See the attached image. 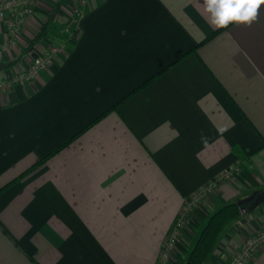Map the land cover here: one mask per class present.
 <instances>
[{
	"label": "crops",
	"instance_id": "obj_1",
	"mask_svg": "<svg viewBox=\"0 0 264 264\" xmlns=\"http://www.w3.org/2000/svg\"><path fill=\"white\" fill-rule=\"evenodd\" d=\"M80 1L34 0L16 37L0 16V77L63 27L76 35L0 91V187L47 155L0 192V264H156L178 213L216 181L166 262L182 264L213 210L264 190V6L250 27L215 29L203 0ZM263 225L264 202L226 223L203 264ZM244 264H264V242Z\"/></svg>",
	"mask_w": 264,
	"mask_h": 264
},
{
	"label": "built area",
	"instance_id": "obj_2",
	"mask_svg": "<svg viewBox=\"0 0 264 264\" xmlns=\"http://www.w3.org/2000/svg\"><path fill=\"white\" fill-rule=\"evenodd\" d=\"M81 0L80 3H84ZM34 0H4L0 1V16L4 14L5 10H9L8 32L12 37H16L21 33L23 24L26 18L33 12ZM82 13V7L78 6L73 15V22H75ZM63 37L58 41H54L45 53H38L31 56L28 67L18 69L15 73H10L6 76L0 77V91L10 88L16 83H24L31 81L35 75L43 68H45L51 61L54 55L59 54L69 43L76 39L75 29L72 27L62 28ZM31 55V54H30ZM33 55V54H32ZM232 169H227L221 178L228 177ZM220 178V179H221ZM212 184L204 186L199 190L183 207L177 219L173 222L166 236V241L160 252L156 264H166L170 251L174 246L179 233V227L182 217H186L193 210L194 206L200 199L212 188ZM180 218V219H179ZM264 242V228H261L251 235H249L240 246L231 254L224 264H244L251 258L259 244Z\"/></svg>",
	"mask_w": 264,
	"mask_h": 264
},
{
	"label": "trees",
	"instance_id": "obj_3",
	"mask_svg": "<svg viewBox=\"0 0 264 264\" xmlns=\"http://www.w3.org/2000/svg\"><path fill=\"white\" fill-rule=\"evenodd\" d=\"M45 34H46L45 27H42L36 33L32 43H30L29 46L27 47L29 49L32 48L34 41L39 39L41 36H44ZM17 59H14L12 62H15ZM46 159H47V155L38 159L34 164L26 168L19 175H17L13 179L9 180L4 185H2L0 187V192L5 188H7L9 185L19 181L22 177L27 175L29 172L34 170L39 165L43 164ZM262 202H264V190L261 191V196L256 206H258ZM239 214L240 211L236 201L226 202L221 206H219L218 208H216L215 210H213L205 220L201 229L199 230L198 235L194 243L192 244L191 248L188 250L182 264H203L204 261L209 256V254L211 253V251L213 250L215 244L217 243L218 238L221 235L226 223L232 218L237 217Z\"/></svg>",
	"mask_w": 264,
	"mask_h": 264
},
{
	"label": "clouds",
	"instance_id": "obj_4",
	"mask_svg": "<svg viewBox=\"0 0 264 264\" xmlns=\"http://www.w3.org/2000/svg\"><path fill=\"white\" fill-rule=\"evenodd\" d=\"M203 6L210 26L215 29L232 24L250 27L258 20L264 0H203Z\"/></svg>",
	"mask_w": 264,
	"mask_h": 264
},
{
	"label": "water",
	"instance_id": "obj_5",
	"mask_svg": "<svg viewBox=\"0 0 264 264\" xmlns=\"http://www.w3.org/2000/svg\"><path fill=\"white\" fill-rule=\"evenodd\" d=\"M260 196H261V191H254L251 194L238 199L236 203L240 213H244L247 210H250L253 207H255Z\"/></svg>",
	"mask_w": 264,
	"mask_h": 264
},
{
	"label": "rangeland",
	"instance_id": "obj_6",
	"mask_svg": "<svg viewBox=\"0 0 264 264\" xmlns=\"http://www.w3.org/2000/svg\"><path fill=\"white\" fill-rule=\"evenodd\" d=\"M191 212H192V211H191ZM178 215L180 216V213H178ZM189 215H190V213H189L186 217H182L181 219L179 218V219L181 220V222H180V227L182 226V224H184L185 219H186ZM176 219H177V218H176ZM176 219H175V220H176ZM175 220H174V221H175ZM174 221H173V222H174ZM172 224H173V223H172ZM172 224H171V226H172ZM171 226H170V227H171ZM180 227H179V230H180ZM261 228H264V225H263V227H261ZM261 228H260V229H261ZM258 230H259V229H258ZM178 235H179V233H178ZM178 238H179V236L177 237L176 242H177ZM165 241H166V239H165ZM165 241H164V243H165ZM176 242H175V244H176ZM175 244H174V245H175ZM163 246H164V245H163ZM166 264H167V263H166Z\"/></svg>",
	"mask_w": 264,
	"mask_h": 264
}]
</instances>
